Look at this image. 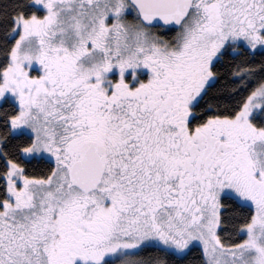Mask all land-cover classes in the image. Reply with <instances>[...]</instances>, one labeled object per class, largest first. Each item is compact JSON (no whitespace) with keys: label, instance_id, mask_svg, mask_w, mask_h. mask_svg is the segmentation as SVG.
<instances>
[{"label":"snow or ice","instance_id":"snow-or-ice-1","mask_svg":"<svg viewBox=\"0 0 264 264\" xmlns=\"http://www.w3.org/2000/svg\"><path fill=\"white\" fill-rule=\"evenodd\" d=\"M0 264H264V0H0Z\"/></svg>","mask_w":264,"mask_h":264}]
</instances>
